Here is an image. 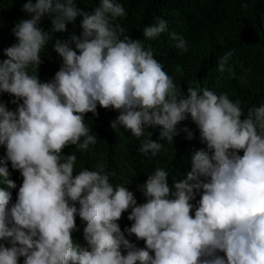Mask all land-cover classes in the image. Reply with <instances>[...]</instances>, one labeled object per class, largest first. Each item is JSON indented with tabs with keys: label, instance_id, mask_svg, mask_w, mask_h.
<instances>
[{
	"label": "clouds",
	"instance_id": "obj_1",
	"mask_svg": "<svg viewBox=\"0 0 264 264\" xmlns=\"http://www.w3.org/2000/svg\"><path fill=\"white\" fill-rule=\"evenodd\" d=\"M78 5L25 0L26 16L11 28L16 42L0 60V97L16 106L0 99V184L17 189L3 179L7 163L22 177L14 202L0 188V264H264V102L245 110L227 92L183 90L151 46L126 34L120 0H97L91 10ZM45 17L51 32L40 26ZM77 18L79 36L53 38ZM166 31L167 22L157 19L142 35L154 40ZM170 37L180 54L188 52L183 37ZM49 41L61 65L42 82ZM232 55L217 62L229 78ZM98 106L118 112L111 129L130 132L144 157L166 151L162 141L173 144L181 132L191 140L187 127H177L187 119L205 148L189 151L178 171L177 163L170 171L155 168L136 189L115 183L103 163L77 170L76 152L97 143L85 117L97 116ZM149 129H158V139ZM126 212L132 223L122 231ZM77 216L84 246L73 237Z\"/></svg>",
	"mask_w": 264,
	"mask_h": 264
},
{
	"label": "trees",
	"instance_id": "obj_2",
	"mask_svg": "<svg viewBox=\"0 0 264 264\" xmlns=\"http://www.w3.org/2000/svg\"><path fill=\"white\" fill-rule=\"evenodd\" d=\"M25 0H0V60L6 59L4 49L15 43L11 35V28L26 14L21 11ZM127 11V17L120 23L126 29V34L133 39H140L145 46H151L155 58L164 66V70L173 77L176 84L186 91L188 87H208L227 92L232 99H240L242 106H258L264 102V0H120ZM97 5V0H81L79 7L91 10ZM79 19L74 24L67 26V32H52L54 39L69 41L72 35L79 36ZM157 19L167 22V31L154 40L143 37L142 30L145 26L154 24ZM51 32V23L45 17L40 25ZM170 33H176L188 42L187 53L180 54L175 47L176 41L172 40ZM53 41L42 54L44 63L39 68V77L42 82L50 80L61 65L60 57L52 50ZM232 51L228 65L234 71L235 78H229L227 72L221 74L217 71V62L227 51ZM240 77H245V83H240ZM3 99L10 110L15 105L8 103L12 97L3 94ZM98 115L88 113L85 122L91 131L97 135V143L90 146L87 152H76L77 170L81 168L95 169L103 163L109 171H114L115 183L125 184L129 189H136L146 175L157 167L171 170L174 164L180 170L188 152L194 154L205 146L196 139L198 130L190 119H187L178 128L187 127L193 134L191 140L186 139V134L181 132L174 138V143H164L166 151L158 156L144 157L135 152L139 140L130 132L119 128L114 131L110 127L118 112L111 109L97 108ZM153 132L152 139H158V129H149ZM142 139V138H141ZM76 149H65L73 152ZM126 152L127 154H122ZM4 154L0 148V155ZM242 154V153H241ZM128 171L120 168V159ZM8 171L5 180L15 181L17 189L9 188L7 183L0 184V188L9 192L15 200V195L22 177L18 171L11 168L10 163L2 165ZM174 176V175H172ZM175 177V176H174ZM137 198V197H136ZM138 203L140 201L137 198ZM124 213L118 223L121 230L131 226ZM79 231L73 233L77 243L85 245L83 239L84 225L79 217L76 218ZM127 237V233H125ZM137 247H143V241H137L134 236L127 237ZM7 243V242H5ZM222 255V253H221ZM22 264V258H21Z\"/></svg>",
	"mask_w": 264,
	"mask_h": 264
}]
</instances>
